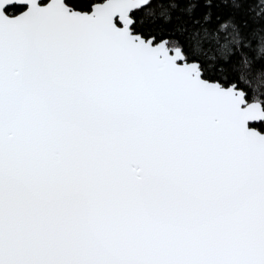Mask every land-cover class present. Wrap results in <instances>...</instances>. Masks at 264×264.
Here are the masks:
<instances>
[{
  "label": "snow or ice",
  "instance_id": "6c2138e0",
  "mask_svg": "<svg viewBox=\"0 0 264 264\" xmlns=\"http://www.w3.org/2000/svg\"><path fill=\"white\" fill-rule=\"evenodd\" d=\"M0 264H264V0H0Z\"/></svg>",
  "mask_w": 264,
  "mask_h": 264
}]
</instances>
